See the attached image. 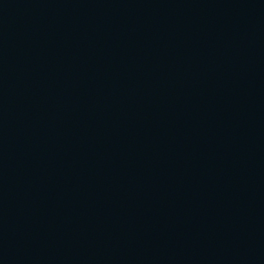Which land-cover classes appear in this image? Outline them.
I'll return each mask as SVG.
<instances>
[{
	"label": "water",
	"instance_id": "water-1",
	"mask_svg": "<svg viewBox=\"0 0 264 264\" xmlns=\"http://www.w3.org/2000/svg\"><path fill=\"white\" fill-rule=\"evenodd\" d=\"M0 264H264V0H0Z\"/></svg>",
	"mask_w": 264,
	"mask_h": 264
}]
</instances>
